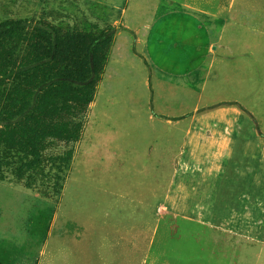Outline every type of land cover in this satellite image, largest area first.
<instances>
[{
    "label": "rangeland",
    "instance_id": "374dc122",
    "mask_svg": "<svg viewBox=\"0 0 264 264\" xmlns=\"http://www.w3.org/2000/svg\"><path fill=\"white\" fill-rule=\"evenodd\" d=\"M14 22L0 29V264H264L263 231L142 201L176 190L188 155L159 154L122 112L145 93L124 57L134 31L167 60L212 37L227 58L201 105L235 103L264 131V0H0V26Z\"/></svg>",
    "mask_w": 264,
    "mask_h": 264
},
{
    "label": "crops",
    "instance_id": "0c3cea01",
    "mask_svg": "<svg viewBox=\"0 0 264 264\" xmlns=\"http://www.w3.org/2000/svg\"><path fill=\"white\" fill-rule=\"evenodd\" d=\"M132 38V51L126 52L124 57L134 61L132 66L145 93L123 101L122 112H131L123 120L131 118L128 129L157 139L155 142L165 148L160 149L159 154L188 155L178 180L179 166H172L167 186L175 184L176 190L167 188L159 198L144 197L142 201L189 203L186 216L203 218L204 224H211L208 219L217 217L231 219L236 226L242 219L250 222L257 215L264 216V131L252 115L235 108V103L208 100L201 105L207 80L218 79L215 65L223 66L227 55L216 53L215 39L209 37L203 45H189L190 50L184 51L177 60L173 59L174 54L167 60L165 52L152 58L146 50L147 40L138 37V30ZM138 45L142 48L140 53L133 51ZM111 50L105 65L107 74L121 70L120 63L111 61L113 47ZM167 61L169 65L172 62L182 67L189 61L191 66L168 68L164 65ZM95 104L93 100L90 107L93 109ZM129 106L132 109H128ZM108 115L109 131L115 133L112 123L120 119ZM173 145H176L174 152ZM118 214L121 216L123 211L119 210ZM263 225L264 221H255L249 231L237 226L230 230L222 223L219 228L233 233L264 232ZM102 239L110 241L107 236Z\"/></svg>",
    "mask_w": 264,
    "mask_h": 264
},
{
    "label": "trees",
    "instance_id": "16d2710c",
    "mask_svg": "<svg viewBox=\"0 0 264 264\" xmlns=\"http://www.w3.org/2000/svg\"><path fill=\"white\" fill-rule=\"evenodd\" d=\"M16 24H18L17 22H14V23H7V24H4V25H1L0 26V29H2V30H4V29H9V28H11V27H14V26H16ZM104 39H106L107 38V35L105 34V35H103L102 36ZM5 76V75H4ZM1 80V79H0Z\"/></svg>",
    "mask_w": 264,
    "mask_h": 264
}]
</instances>
